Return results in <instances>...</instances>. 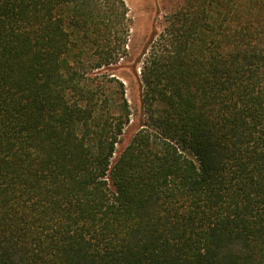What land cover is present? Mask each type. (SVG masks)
Wrapping results in <instances>:
<instances>
[{
  "label": "trees",
  "instance_id": "16d2710c",
  "mask_svg": "<svg viewBox=\"0 0 264 264\" xmlns=\"http://www.w3.org/2000/svg\"><path fill=\"white\" fill-rule=\"evenodd\" d=\"M160 27L117 149L125 1L0 0V264H264V0Z\"/></svg>",
  "mask_w": 264,
  "mask_h": 264
},
{
  "label": "rangeland",
  "instance_id": "374dc122",
  "mask_svg": "<svg viewBox=\"0 0 264 264\" xmlns=\"http://www.w3.org/2000/svg\"><path fill=\"white\" fill-rule=\"evenodd\" d=\"M128 7L130 29L128 38V57L121 60L115 70L116 75L124 83L125 96L130 107V121L123 131L121 142L117 149L124 144L139 128L143 121L140 107L141 86L133 65L141 52L153 29H160V25L166 21L172 8L173 0H124ZM142 59V58H141Z\"/></svg>",
  "mask_w": 264,
  "mask_h": 264
}]
</instances>
